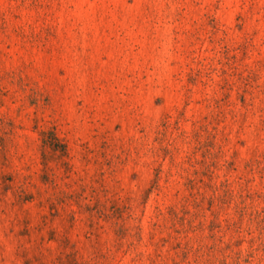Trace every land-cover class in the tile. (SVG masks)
<instances>
[{"label":"rangeland","instance_id":"obj_1","mask_svg":"<svg viewBox=\"0 0 264 264\" xmlns=\"http://www.w3.org/2000/svg\"><path fill=\"white\" fill-rule=\"evenodd\" d=\"M0 264H264V0H0Z\"/></svg>","mask_w":264,"mask_h":264}]
</instances>
